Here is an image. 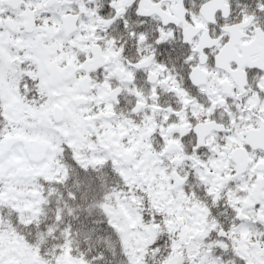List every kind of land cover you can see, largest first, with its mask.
<instances>
[{"label":"snow or ice","instance_id":"snow-or-ice-1","mask_svg":"<svg viewBox=\"0 0 264 264\" xmlns=\"http://www.w3.org/2000/svg\"><path fill=\"white\" fill-rule=\"evenodd\" d=\"M0 264H264V0H0Z\"/></svg>","mask_w":264,"mask_h":264}]
</instances>
